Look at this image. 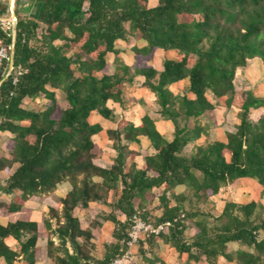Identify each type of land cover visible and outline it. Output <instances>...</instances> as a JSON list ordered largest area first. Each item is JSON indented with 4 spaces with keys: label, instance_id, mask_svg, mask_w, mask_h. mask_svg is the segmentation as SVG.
I'll return each mask as SVG.
<instances>
[{
    "label": "trees",
    "instance_id": "obj_1",
    "mask_svg": "<svg viewBox=\"0 0 264 264\" xmlns=\"http://www.w3.org/2000/svg\"><path fill=\"white\" fill-rule=\"evenodd\" d=\"M8 4L0 0V17L9 12ZM30 4L28 16L14 9L17 24L11 73L7 75L8 58L0 64V81L6 76L0 83V132L11 134V152L0 155V173L7 174L0 190L13 194L7 210L15 212L30 197L53 192L62 181L70 183L59 207H49L44 220L47 229L50 220H56L52 232L63 245L64 256L53 257L56 246L48 238L52 263L110 264L127 247L132 216L151 222L138 209L150 192L160 188L163 210L152 223L169 221L171 225L151 237L165 239L179 254L194 260L203 255L208 264H217L219 256L231 261L227 246L237 242L248 250L236 253L235 264H264V218L254 215L256 201L226 202L215 217L218 224L210 229L202 220L194 221L197 232L188 240L185 221L201 212L184 210L185 196L173 190L176 186L191 189L198 200L216 194L227 181L249 178L262 187L264 195V116L257 121L248 117L250 108L264 106V97L238 90L233 82L237 69L249 59L258 57L264 64V0H157L153 6L148 0H30ZM7 29L0 21V45L10 55L13 36L12 29ZM128 33L144 43L133 48V64L115 58V71L97 76L106 66V55L121 53L116 42L126 41ZM74 47L78 50L69 53ZM156 49L175 51L179 58L164 59L157 70L150 63ZM131 69L143 77L142 86L155 95L160 116L170 120L174 129L172 139L167 140L145 114L137 126L109 130L117 141L120 132L129 141L145 137L153 149L145 156L143 168L131 164L125 171L122 146L116 142L113 163H95L92 137L101 126L89 117L92 112L105 119L113 117L107 103H120L123 84L132 79ZM180 80H186L191 96L172 93L169 85ZM56 91L63 92L64 106L58 103ZM208 92L218 104L238 108L239 121L234 131L225 132V139L197 144L209 133V127L197 121L213 109ZM38 96L47 99L44 108L24 107L25 100ZM180 116L184 117L182 125L177 121ZM190 143L191 154L183 155ZM109 192L114 196L111 210L100 217L113 223L115 242L106 244L103 257L96 258L91 254L93 233L81 226L73 211L80 203L97 201ZM167 194L175 204H170ZM8 237L18 242L16 250L6 243ZM37 237V222L0 223V264L24 259L33 264ZM66 239L72 252L64 246Z\"/></svg>",
    "mask_w": 264,
    "mask_h": 264
},
{
    "label": "rangeland",
    "instance_id": "obj_2",
    "mask_svg": "<svg viewBox=\"0 0 264 264\" xmlns=\"http://www.w3.org/2000/svg\"><path fill=\"white\" fill-rule=\"evenodd\" d=\"M8 1V0H5ZM157 3V0H148V5L153 6ZM9 5V4H8ZM14 6L18 8L19 14L21 16H28L30 11L32 10L30 0L29 5H21L18 1L14 0ZM87 3L84 4V8H87ZM4 20H0L1 23L7 28L12 29V18L11 12L9 11L4 16L0 17ZM125 27L129 29V23H125ZM126 41H117L116 46L121 50V53L115 57L113 54L106 55V66L101 72H96L97 76H100L103 73H113L115 71V58L122 60L128 65H132L135 60V51L133 48L135 46H142L144 43L137 40L135 35L132 33H128ZM208 43H204L203 48L206 49ZM78 50L77 47H74L70 50L69 53L76 52ZM178 59L179 54L175 51H154L151 64L154 68H161L162 62L164 59ZM157 69V70H158ZM132 76L131 82H125L123 84V90L121 93L120 103L108 101V106L113 110V117L110 119H105L101 117L98 113L92 112L90 114V121L93 123H98L101 126V130L95 134L92 138L95 142L94 145V153L99 157L96 162L101 165L109 166L113 163L114 157L116 156V151L113 149V144L119 143L122 147V152L125 157V171H128L131 167V164H135L138 168H143L145 161L144 158L146 155L153 153V149L150 147L148 140L145 137L140 136L139 142L129 141L124 138L123 133L120 132V139L117 141L115 137H112L108 134L109 130H118L121 129L122 126L136 124L139 122V119L147 114L153 120L156 119L157 122L163 121V118L160 116L158 110L159 106L156 103L155 95L150 92L147 88L142 86L143 77L134 75L132 69L130 71ZM5 78V75H3ZM235 88L238 90H247L250 91L254 96L264 97V64L258 57L251 58L248 60L247 65L243 67H239L236 71L234 78ZM186 80H180L178 82L172 83L169 85L170 90L173 94H182L186 93ZM208 97L211 99L213 103V109L205 112L202 116L198 118V122L205 126L209 127V133L202 135L196 142L197 144H206L211 142L214 139H225V132L234 131L235 125L239 121V113L240 110L238 108L232 107L230 109L226 108L222 104L217 103V99L212 95V93L208 92ZM56 99L61 106H64V94L62 91H56ZM47 104V99L43 96H38L34 99H27L24 102V107L30 108L33 110H39L45 107ZM179 103H176V109H179ZM57 116V115H56ZM264 116V106L259 108H250L248 111V117L252 121H257L259 117ZM178 123L182 125L184 123V117L180 116L177 119ZM165 127L163 128V123H159L158 126L161 132H163V136L166 138H170L173 135V123L170 120H165ZM190 124V123H189ZM11 138V134L4 136V134L0 133V155L9 154L10 148L8 146L9 140ZM193 143L187 145L182 151L183 155H190L193 149ZM6 173H3L0 178L1 181H4L6 178ZM97 180L96 177L93 178ZM1 186V185H0ZM176 193H182L185 196V199L182 201V205L184 210H200L201 215L194 218V220H186L187 229L185 231V236L188 240H192L197 232V227L194 224V221H201L202 225H205L207 228H213L218 221L215 220V217L221 213L226 202H236L246 203L249 201H256L258 204V208L255 210L254 215H259L264 218V195L262 194V187L255 181L249 178H241L236 180L227 181L225 184L221 186L219 191L214 195L207 194L206 196H202L201 199H194L193 190L184 188L183 186H176L173 189ZM162 189H154L148 195V199L146 201L140 202L142 208L138 209V212L147 213V218L154 222V220L160 216L162 213V205L159 200ZM170 200V204H175L174 199L170 194H167ZM114 200V196L111 192L103 195L100 199L94 202H82L80 203L73 211L74 216H77L79 220H81V226L84 228H90L91 231L96 232L92 241L94 243V249L92 251V255L101 256L105 253V245L108 243L115 242L114 237L112 236L114 225L113 223L107 222L103 227V222L101 217L103 214H107L111 207L107 206V200ZM103 200H106V204L103 203ZM48 201V200H47ZM100 202V206L96 205V203ZM136 203H139L137 200ZM32 213L26 212L21 214L23 218H37L40 220L42 217L41 211L36 207H33ZM43 218L47 216V212H43ZM203 214V215H202ZM121 220H124V216H120ZM83 224V225H82ZM42 225V224H41ZM100 225V230L97 231V227ZM102 226V229H101ZM42 227V226H41ZM57 227V223L53 228H50L49 236L53 238V243L56 248L53 250L54 256H64L62 241L59 238V235L52 232V229ZM104 231V233H103ZM167 230L165 229L164 232ZM111 233V241L108 240V236ZM153 238L149 236H145L136 246V252L132 253L130 264H133V257L137 261H147L148 259L156 260L155 256L152 255L151 251L147 256L148 249H143L144 243H147L149 240ZM153 241V240H152ZM64 246L68 247V251L72 252L71 243L66 239ZM148 248V247H147ZM157 249V248H156ZM248 250L246 246L240 245L237 242H230L227 246V252L231 256L232 260L227 261L226 259L219 258L218 264H235L236 261L233 260L236 258V253L239 250ZM196 251V249H193ZM250 250V248H249ZM186 255L176 256L174 259L175 264H184V258ZM149 260V262H150ZM264 261V259H262ZM148 262V261H147ZM174 263V262H173ZM13 264H30L29 260L24 259L21 261H15ZM199 264V262H198Z\"/></svg>",
    "mask_w": 264,
    "mask_h": 264
},
{
    "label": "crops",
    "instance_id": "obj_3",
    "mask_svg": "<svg viewBox=\"0 0 264 264\" xmlns=\"http://www.w3.org/2000/svg\"><path fill=\"white\" fill-rule=\"evenodd\" d=\"M1 1H5V0H1ZM18 1L21 5H29V0H18ZM8 2H9V0H8ZM14 9H15V6H14ZM9 11L11 12L10 7H9ZM0 20H4V19L0 18ZM12 35H13V26H12ZM118 41L120 42L121 40H118ZM156 51H163V50L162 49H156ZM160 69H158V70H160ZM186 86H187V83H186ZM140 120H141V118L139 119V122L136 125L140 124ZM163 121H165V119H163ZM163 121H162V123H163L162 124L161 122H157L156 119L154 120L155 125L160 132L162 130H160L158 124L161 123L163 125V128H164L165 122H163ZM2 133L4 134L5 137H6V135L10 134L8 132H2ZM161 133L163 134V132H161ZM172 136H170V138H166L165 136L164 137L167 140H171ZM94 145H95V142H94ZM98 158H99L98 156L95 158V163H97L98 165H101L98 162H96ZM101 166H105V165H101ZM2 174L3 173H0V178L2 177L1 176ZM6 177H7V175H6ZM1 182H2L1 184H3L4 181H1ZM70 189H71L70 183L68 181H62L57 185V188L53 192H50L48 194H42V195L30 197L29 199L24 201L20 210L15 211V212H9L7 210V204L13 199V194H6V193H3L2 190H0V203L2 204V205L0 204V223L1 224H6L8 222H14L16 220L34 221V222H37V224H38V237H37L36 247H35V251H34V263L33 264H53L51 258L48 255V248H47L48 238H50L52 241H53V238L49 236L48 231H50V229H47V227H45L44 220L47 218V216H45L43 218V215H44L43 212L45 211V213H46L48 211L49 207L58 208L60 198L64 197ZM107 202H108L107 206L110 208L109 203L111 202V200L109 199V200H107ZM103 203L106 204V200H103ZM100 204H101L100 202L96 203V205H98V206H100ZM36 206L42 213V217L40 218V220L37 218H30V217L23 218L22 216H20L21 214L26 213V212L32 213V209H35L33 207H36ZM107 222H109V221L103 222V227L106 225ZM50 224H51L50 228H53L56 224V220L51 219ZM82 227L84 228V226H82ZM97 228H98L97 231H99L100 225ZM101 229H102V226H101ZM92 233L94 236L96 235V232H94V229H93ZM103 233H104V231H103ZM152 238H153L152 239L153 241L149 240L147 243H144V245L142 247H143V249H148V252L146 253L147 256L149 255V253L151 251L152 255L155 256V258H157V261L152 260V259L151 260L148 259L147 260L148 262L144 261V260H141L139 262V261H137V259L135 260V258H134L137 256H134L133 257V260H134L133 264H175L174 259L176 258V256H181V255H186L185 256L186 258L183 259L184 264H198V262H199V264H208L203 255L202 256L199 255L198 259L194 260L191 257H189L187 254H179L174 249V247L170 244V242H167L165 239L155 238L154 236ZM108 240L111 241V233L108 236ZM5 241L9 245V247L13 250H16L19 247L18 242L16 240H14L12 237L6 238ZM135 246L132 247V253L136 252ZM191 252L193 254H197V251H194L193 249ZM103 255L95 256V257L96 258H102ZM220 257L223 259L222 256H219L217 258V264L219 262ZM149 260H150V262H149ZM0 263H3V261H0Z\"/></svg>",
    "mask_w": 264,
    "mask_h": 264
},
{
    "label": "built area",
    "instance_id": "obj_4",
    "mask_svg": "<svg viewBox=\"0 0 264 264\" xmlns=\"http://www.w3.org/2000/svg\"><path fill=\"white\" fill-rule=\"evenodd\" d=\"M9 57L10 55H8L6 48L0 45V64L5 58L9 59ZM170 225L171 223L169 221L156 225L152 222L143 220L137 215H133L131 218L130 226L127 231V247L122 253L113 257L110 264H130L132 247L137 245L145 236H149L151 234H158L159 232L167 229Z\"/></svg>",
    "mask_w": 264,
    "mask_h": 264
},
{
    "label": "water",
    "instance_id": "obj_5",
    "mask_svg": "<svg viewBox=\"0 0 264 264\" xmlns=\"http://www.w3.org/2000/svg\"><path fill=\"white\" fill-rule=\"evenodd\" d=\"M9 7H10V10H11V18H12V21H13V41H12V45H11V52H10V57H9V69H8V73L7 75H9L13 69V48H14V45H15V42H16V24H17V16L14 12V0H9ZM6 78V76H5ZM4 80V78L0 81V83Z\"/></svg>",
    "mask_w": 264,
    "mask_h": 264
},
{
    "label": "bare ground",
    "instance_id": "obj_6",
    "mask_svg": "<svg viewBox=\"0 0 264 264\" xmlns=\"http://www.w3.org/2000/svg\"><path fill=\"white\" fill-rule=\"evenodd\" d=\"M11 2H12V0H11Z\"/></svg>",
    "mask_w": 264,
    "mask_h": 264
}]
</instances>
